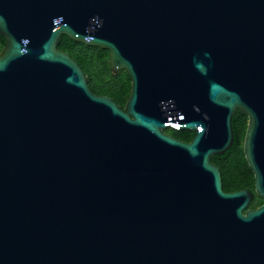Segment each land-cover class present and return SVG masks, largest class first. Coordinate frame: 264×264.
<instances>
[{"label":"water","instance_id":"1","mask_svg":"<svg viewBox=\"0 0 264 264\" xmlns=\"http://www.w3.org/2000/svg\"><path fill=\"white\" fill-rule=\"evenodd\" d=\"M0 34V264H264V0H0ZM61 34L109 50L125 108ZM237 108L252 209L211 161Z\"/></svg>","mask_w":264,"mask_h":264},{"label":"trees","instance_id":"2","mask_svg":"<svg viewBox=\"0 0 264 264\" xmlns=\"http://www.w3.org/2000/svg\"><path fill=\"white\" fill-rule=\"evenodd\" d=\"M5 46V38L0 34V52ZM57 48L69 53L77 61L86 74L90 89L101 95L111 97L120 107L125 103L131 92V78L125 69L113 72L110 67V53L107 48L84 43L72 39L65 34L58 37ZM247 115L238 108L232 115L234 141L224 154L213 155L211 161L217 165L222 187L225 191L248 189L252 197L245 209L256 208L263 198L254 188V175L245 158L243 149L244 134L247 126ZM165 132L172 136L189 141L193 131L183 128L168 127Z\"/></svg>","mask_w":264,"mask_h":264},{"label":"clouds","instance_id":"3","mask_svg":"<svg viewBox=\"0 0 264 264\" xmlns=\"http://www.w3.org/2000/svg\"><path fill=\"white\" fill-rule=\"evenodd\" d=\"M173 127H175V126H173ZM175 128H177V127H175Z\"/></svg>","mask_w":264,"mask_h":264}]
</instances>
